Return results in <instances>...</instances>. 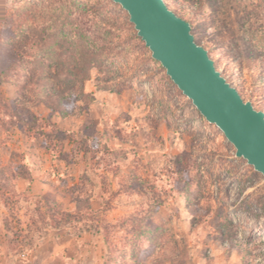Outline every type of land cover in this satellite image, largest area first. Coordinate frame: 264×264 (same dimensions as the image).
I'll use <instances>...</instances> for the list:
<instances>
[{
	"label": "rangeland",
	"instance_id": "obj_1",
	"mask_svg": "<svg viewBox=\"0 0 264 264\" xmlns=\"http://www.w3.org/2000/svg\"><path fill=\"white\" fill-rule=\"evenodd\" d=\"M61 1L101 54L67 115L33 103L17 107V120L0 105V168L11 185L0 189V264H264L263 175L153 60L119 4L0 0V70L15 52L14 24L46 25ZM166 1L264 110V0ZM0 96L15 106L14 83L0 79ZM79 196L90 208L74 203ZM47 200L83 220L44 228L20 248L16 220L10 231L4 222L18 213L26 227Z\"/></svg>",
	"mask_w": 264,
	"mask_h": 264
},
{
	"label": "trees",
	"instance_id": "obj_2",
	"mask_svg": "<svg viewBox=\"0 0 264 264\" xmlns=\"http://www.w3.org/2000/svg\"><path fill=\"white\" fill-rule=\"evenodd\" d=\"M59 4V7L54 10L56 12L49 17L48 24L46 25H40V27L28 25L31 28L23 25L22 27L18 26L15 28L14 24L15 37L17 38L14 44L15 52L8 66L0 70V79L3 82L7 81L14 83L16 87L15 106H12L9 102L1 98V96L0 105L5 110H8L9 106H11L13 115L17 120L19 117L17 107L28 106L33 103H42L50 109L59 110L64 116L67 115L68 111L66 106L76 99V88L78 84L90 78L91 71L101 54L98 41L91 39L77 22L70 20L72 11H64L65 4L62 1L59 2ZM79 8H81L82 11L90 9L82 2ZM176 12L180 14L178 11ZM26 13L28 12L26 11ZM180 15L186 18V16ZM40 18H43L41 13ZM186 19L190 21L189 18ZM25 20V24H27L28 20ZM58 23H60V25H58ZM190 23L193 29L194 25L192 21H190ZM35 31H37V33H35ZM35 35L37 37H35ZM134 35L142 40L137 35L136 30ZM48 39L50 41L55 40L58 44L61 42V47L65 46V53L62 51L56 54V50L54 51L52 48L54 44H49V47L47 46L46 41H48ZM33 41L38 42V46H40V48L37 47L35 51L31 46L34 45V43L31 44ZM146 48L148 47L146 46ZM153 60L158 62L155 59ZM33 61L35 62V66L32 64ZM161 67L163 66L161 65ZM236 87L239 90L238 86ZM239 92L241 93L240 90ZM37 119L38 117H34L32 122L37 121ZM23 122L24 121H21L20 123ZM255 172L257 171L255 170ZM3 173V170L0 168V189L9 191L11 185L8 179L4 177ZM74 203L78 207L90 208V196L75 197ZM260 206L264 210V203ZM33 213L28 223H26V227L23 226L25 222L18 216V213H15V215L11 214L4 222L6 230L10 231V225L14 219L16 220L17 232H15V237L18 246L22 245L20 248L26 247L31 249L36 239L41 237L42 229L44 228H60L67 226L68 223H79L83 220L77 215L64 210L57 202L48 200L37 204L33 209ZM90 227H93V225H90ZM34 233L38 235H33ZM22 235H24L23 240H26V238L28 240H19V237ZM104 239L107 243V234L104 235ZM24 250L25 249H21V252Z\"/></svg>",
	"mask_w": 264,
	"mask_h": 264
},
{
	"label": "water",
	"instance_id": "obj_3",
	"mask_svg": "<svg viewBox=\"0 0 264 264\" xmlns=\"http://www.w3.org/2000/svg\"><path fill=\"white\" fill-rule=\"evenodd\" d=\"M127 13L166 74L200 114L216 125L264 181V110L245 99L197 42L192 24L166 0H112Z\"/></svg>",
	"mask_w": 264,
	"mask_h": 264
}]
</instances>
